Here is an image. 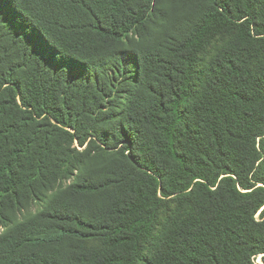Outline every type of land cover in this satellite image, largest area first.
Segmentation results:
<instances>
[{
	"label": "trees",
	"instance_id": "1",
	"mask_svg": "<svg viewBox=\"0 0 264 264\" xmlns=\"http://www.w3.org/2000/svg\"><path fill=\"white\" fill-rule=\"evenodd\" d=\"M0 264H264V0H0Z\"/></svg>",
	"mask_w": 264,
	"mask_h": 264
},
{
	"label": "rangeland",
	"instance_id": "2",
	"mask_svg": "<svg viewBox=\"0 0 264 264\" xmlns=\"http://www.w3.org/2000/svg\"><path fill=\"white\" fill-rule=\"evenodd\" d=\"M224 41H225V39L223 37H220V36L214 38L213 40H211L207 44L206 48L204 49V52L201 55L202 61L203 62H207L213 56H215L217 54V52L220 50V48L223 46ZM5 47H6V45L3 46V50L4 51H5ZM16 55H17V52H15V51L12 52L10 54V58L8 60L9 61H13L16 58ZM39 207H40V205L34 203L31 207H28L27 211L22 212L18 216L19 220L25 219L27 217L28 213H35L36 211L39 210ZM258 215H259V213H258ZM1 231H3V230L1 229ZM88 247L91 248V249H93V250H96V251L102 250L104 248V246L102 245V243H100L98 241L89 243L88 244ZM256 262L257 263H262L261 257L256 258Z\"/></svg>",
	"mask_w": 264,
	"mask_h": 264
}]
</instances>
